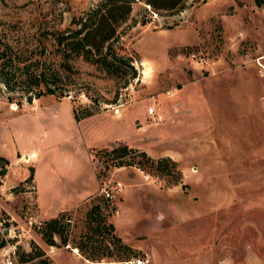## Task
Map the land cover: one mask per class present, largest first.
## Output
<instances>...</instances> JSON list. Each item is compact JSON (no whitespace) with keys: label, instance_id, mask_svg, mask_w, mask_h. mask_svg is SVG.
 <instances>
[{"label":"rangeland","instance_id":"rangeland-1","mask_svg":"<svg viewBox=\"0 0 264 264\" xmlns=\"http://www.w3.org/2000/svg\"><path fill=\"white\" fill-rule=\"evenodd\" d=\"M97 1L0 0V21L37 36ZM118 33L134 77L78 57L68 95L12 104L0 90V264H264V4L134 0ZM74 106L99 114L78 121ZM114 142L170 156L179 180L95 153ZM63 211L67 242L49 244L39 230Z\"/></svg>","mask_w":264,"mask_h":264},{"label":"trees","instance_id":"trees-1","mask_svg":"<svg viewBox=\"0 0 264 264\" xmlns=\"http://www.w3.org/2000/svg\"><path fill=\"white\" fill-rule=\"evenodd\" d=\"M134 0H98L88 11L74 15L70 24L63 29L46 31L34 36L12 27L11 22L0 21V89L9 102L20 103L22 99L31 102L44 94H54L62 97L69 94L71 83L75 84V74L79 70L74 64L75 58L100 66L108 76L123 78L124 64L132 69L130 76H136L130 57L121 53L123 48L118 28L128 17ZM153 11L166 9L174 12L184 7L185 0H143ZM260 6L264 0H254ZM77 75V76H78ZM87 94V91H84ZM14 104V102L12 103ZM93 108L83 114H78L73 107L76 120L93 114ZM95 153H103L114 159V165H137L151 169L157 175L165 177L170 182H176L181 171L176 160L170 156L154 158L145 150L117 142L112 146L95 149ZM137 156H141L137 159ZM0 159L8 162L6 157ZM33 175V168H30ZM33 178V177H32ZM66 211L45 219L40 228L42 238L49 244H54L53 236L57 234L62 242H67L62 232V219ZM113 227L112 224H110ZM112 242L123 254H129L132 248L123 243L121 238L112 234ZM4 239L0 241L3 245ZM85 257L98 258L93 252L85 254L81 245H76ZM40 252V251H37ZM29 255L26 252L23 255ZM102 257V255L100 256ZM21 260H26L24 256ZM46 262V259H45ZM48 263V261L46 262ZM34 264H39L34 262Z\"/></svg>","mask_w":264,"mask_h":264},{"label":"crops","instance_id":"crops-1","mask_svg":"<svg viewBox=\"0 0 264 264\" xmlns=\"http://www.w3.org/2000/svg\"><path fill=\"white\" fill-rule=\"evenodd\" d=\"M117 112V111H116ZM99 113H97V114H92V115H98ZM116 115V114H115ZM119 115V114H118ZM84 118V117H83ZM83 118H81V119H83ZM81 119H79L78 121H81ZM117 142H114L113 143V145L114 144H116ZM109 146V145H108ZM110 146H112V145H110ZM101 147H104V146H101ZM93 148H99V147H93ZM87 185L85 184V185H82V187L80 188V191H82V189L83 188H85ZM89 189H91V187L90 188H88V186H87V189H85V191H83L82 193H80L79 195V198L78 199H76L71 205V207H72V209L73 208H75L84 198H86V197H88V196H90L91 194H92V190H89ZM35 202H36V207L40 210V208L37 206L38 205V201H37V197L35 196ZM68 207H70V206H68ZM38 211V210H37Z\"/></svg>","mask_w":264,"mask_h":264},{"label":"built area","instance_id":"built-area-1","mask_svg":"<svg viewBox=\"0 0 264 264\" xmlns=\"http://www.w3.org/2000/svg\"><path fill=\"white\" fill-rule=\"evenodd\" d=\"M148 111L149 112H153V107H149L148 108ZM117 189V186H115L114 188H111V189H106V188H103V192L105 194V196H112L113 195V191ZM30 223H32L33 221L32 220H29ZM147 261L146 258L144 257H132L130 258L127 262H130L131 264H145ZM9 262L11 263V261L9 260Z\"/></svg>","mask_w":264,"mask_h":264}]
</instances>
